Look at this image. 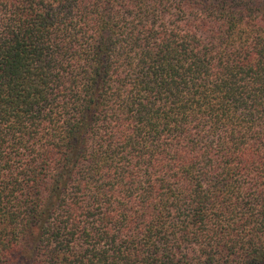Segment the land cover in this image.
<instances>
[{"label": "trees", "instance_id": "16d2710c", "mask_svg": "<svg viewBox=\"0 0 264 264\" xmlns=\"http://www.w3.org/2000/svg\"><path fill=\"white\" fill-rule=\"evenodd\" d=\"M0 264H264V0H0Z\"/></svg>", "mask_w": 264, "mask_h": 264}]
</instances>
